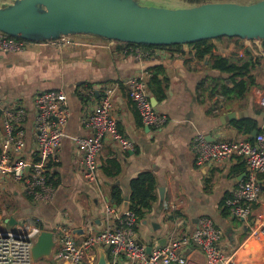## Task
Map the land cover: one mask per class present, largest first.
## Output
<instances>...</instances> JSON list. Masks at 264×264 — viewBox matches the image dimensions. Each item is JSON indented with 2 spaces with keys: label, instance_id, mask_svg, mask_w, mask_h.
I'll return each instance as SVG.
<instances>
[{
  "label": "crops",
  "instance_id": "0c3cea01",
  "mask_svg": "<svg viewBox=\"0 0 264 264\" xmlns=\"http://www.w3.org/2000/svg\"><path fill=\"white\" fill-rule=\"evenodd\" d=\"M12 1L0 0V7ZM258 1L205 0L204 3L246 5ZM70 39L71 43L61 49L47 41L27 43L22 52L0 55V101L4 106L21 105L26 111L21 123L26 131V148L20 158L31 160L37 148L33 135L36 93L62 90L70 109L65 136L49 172L55 185L53 201L34 203L25 196L19 183L3 180L0 194L4 198L0 201L10 205L12 200L15 209L11 213L3 209L0 215L8 213L15 219H31L42 231L54 235L57 226H66L79 240L87 222L97 231L115 223V217L107 218L108 207L113 206L117 216L120 209L110 199L113 187L119 188L123 202H129L131 181L142 173H150L155 180L154 199L137 223L136 235L141 244L164 245L173 231L179 237L186 236L200 218H209L223 232L219 247L226 254H234L235 264H264V236H250L253 222L233 218L226 206H222L247 174L244 159L233 156L222 163L198 165L192 148L198 135L209 141L210 137L215 141H233L248 140L254 130L264 131V107L258 104L264 94L262 42L242 41L258 57L254 66L247 55L241 63L230 58L232 54L242 57L244 53L234 41H214L215 56L227 57L236 66L249 63L243 71L253 78V84L247 75L236 76L238 82H244L239 87L243 95L237 96L228 75L212 69L209 60H199L188 50L184 55L168 54L140 62L96 36L75 35ZM132 77L145 79L152 106L167 117L160 128L142 125L126 94V83ZM224 84L233 93L222 95ZM108 89L114 91L111 116L119 133L133 143L134 150L124 151L118 142L107 137L97 158L96 181L91 183L83 177L78 163L82 153H78L75 139L92 135L84 120ZM243 120L255 121L257 125L250 135L237 130L236 124ZM2 134L0 120V138ZM257 179L260 196L255 216L263 220L264 174H259ZM101 249L110 262V249L98 246L89 255L93 264H98ZM183 257L184 264H205L202 251L194 245L185 250ZM35 264L70 263L60 258L55 249L51 259ZM117 264L129 263L123 259Z\"/></svg>",
  "mask_w": 264,
  "mask_h": 264
},
{
  "label": "built area",
  "instance_id": "2783aa9c",
  "mask_svg": "<svg viewBox=\"0 0 264 264\" xmlns=\"http://www.w3.org/2000/svg\"><path fill=\"white\" fill-rule=\"evenodd\" d=\"M70 37L62 36L51 42L61 49L71 43ZM106 41L110 47L116 49L117 46L125 44ZM26 45L25 41L0 32V55L22 52ZM120 51L140 62L169 54L165 50L139 47ZM113 94V89L106 90L100 103L84 120L92 135L75 139L77 151L82 153L79 166L85 180L91 183L96 181L97 158L107 137L118 142L124 151L134 150L133 143L119 133L116 121L111 116ZM126 94L139 113L142 125L158 129L167 122V117L157 113L152 106L144 78L128 79ZM258 104L264 107V94L259 97ZM33 107V135L37 148L31 160L27 161L19 157L26 148V131L21 125L26 111L21 105L4 106L0 101L3 128L0 138V181L19 183L25 196L34 203H51L55 188L48 182L49 172L65 136L64 129L70 117V109L62 90L36 93ZM192 148L198 165L222 163L233 156L244 159L247 174L238 183L232 197L225 200V206L233 218L247 223L253 222L249 227L250 236H264V219H257L255 216L260 196L257 177L264 174V132L258 133L252 141H209L205 136L198 135L193 140ZM10 217L8 213L0 215V264L37 263L32 260L31 249L42 230L31 219H16L17 222L8 227L7 221ZM112 217H115L116 224L107 225L99 231L95 230L91 222H87L79 240L66 226H57L54 241L60 258L70 264H93L89 259L90 253L95 247L103 246L110 249L111 264H117L123 259L129 264H184L183 253L189 246L194 245L202 251L205 264H235L234 254H226L219 247L223 232L209 218H200L194 230L186 236L179 237L173 231L166 244L155 243L148 252L146 246L138 243L134 230L135 215L132 212L127 211L119 218L115 208L110 206L107 209V218Z\"/></svg>",
  "mask_w": 264,
  "mask_h": 264
},
{
  "label": "water",
  "instance_id": "95a60500",
  "mask_svg": "<svg viewBox=\"0 0 264 264\" xmlns=\"http://www.w3.org/2000/svg\"><path fill=\"white\" fill-rule=\"evenodd\" d=\"M0 32L29 43L75 35L146 46H184L224 37L261 41L264 0L246 5L207 2L180 9L144 6L138 0H13L0 7ZM1 114L0 108V118ZM257 134L254 130L251 137ZM129 205L121 204L119 218ZM16 222L11 216L7 225ZM55 249L53 232L42 231L31 249L33 262L51 259ZM98 264H111L102 249Z\"/></svg>",
  "mask_w": 264,
  "mask_h": 264
},
{
  "label": "trees",
  "instance_id": "16d2710c",
  "mask_svg": "<svg viewBox=\"0 0 264 264\" xmlns=\"http://www.w3.org/2000/svg\"><path fill=\"white\" fill-rule=\"evenodd\" d=\"M192 1V0H190ZM196 1L197 5L203 4L205 0H194ZM221 40H228V41H234L235 44L239 47V49H243L244 53L242 57H239L237 54H232L230 58H236V62L241 63L243 61L244 56H249V59L251 62H253L252 65H257L258 57L253 53V51L245 47L242 44L241 39L238 38H218L215 40H204L199 41L196 43L188 44V45H170V46H146V45H135V44H122L117 46L118 50H123L124 48H144V49H160L167 51L171 56H179L184 55L188 53L192 55L193 57H197L199 60L207 59L209 60L208 63L211 65L212 69L218 70L221 73L229 76V81L234 85L235 91L237 96H242L243 89H239L240 86L244 84V82L240 81L238 82L236 80V76H242L247 77L250 79L251 84H253V78L251 76H248V73L244 72V68L248 67L249 63L246 64H240V66H236L230 62V59L227 57L222 56H215L213 54L214 50V41H221ZM26 43H29L25 41ZM263 48H264V40H261ZM244 72V73H243ZM147 84V83H146ZM221 94L224 96H228L231 93H233L232 90L228 89L227 85L221 86ZM237 130L240 133H243L245 135H250L251 130L253 128H257V125L255 121L251 120H243L236 124ZM258 133L264 132L262 130H257ZM253 138L248 137L247 141H252ZM48 182L52 183L53 186V178L49 177ZM155 188V180L152 174L150 173H142L138 175L135 179H133L130 183V196H129V210L135 215V227L134 230L136 231L137 223L141 221L144 218L145 212L149 209L151 201L154 199L153 191ZM30 199V198H29ZM110 199L113 204H115L117 207L121 206L123 203V199L121 196V192L118 187H113L110 192ZM225 205L222 203V206ZM227 209V208H226ZM228 211V209H227ZM117 222V221H116ZM40 229H42L40 226H38Z\"/></svg>",
  "mask_w": 264,
  "mask_h": 264
},
{
  "label": "rangeland",
  "instance_id": "374dc122",
  "mask_svg": "<svg viewBox=\"0 0 264 264\" xmlns=\"http://www.w3.org/2000/svg\"><path fill=\"white\" fill-rule=\"evenodd\" d=\"M138 1L141 5H144V6L161 7V8H167V9H180V8H186V7H189L192 5H194V6L197 5L196 1H194V0H192L190 2H189V0H148V1L138 0ZM253 1H255V0H240V2H242V3L253 2ZM242 3H240V4H242ZM29 44H33V43H29ZM9 196H11V195H9ZM0 198H4V196H2L0 194ZM1 201H3V200H1ZM1 201H0V211H2L4 209L5 212L11 213V211L13 209H15V207H14L15 202L13 203L12 200H9V201H11L10 205H9L8 197L6 199L8 204L1 203Z\"/></svg>",
  "mask_w": 264,
  "mask_h": 264
}]
</instances>
